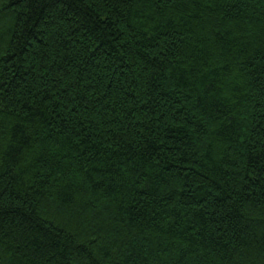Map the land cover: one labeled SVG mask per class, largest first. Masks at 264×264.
<instances>
[{
	"label": "trees",
	"instance_id": "trees-1",
	"mask_svg": "<svg viewBox=\"0 0 264 264\" xmlns=\"http://www.w3.org/2000/svg\"><path fill=\"white\" fill-rule=\"evenodd\" d=\"M0 264H264V0H0Z\"/></svg>",
	"mask_w": 264,
	"mask_h": 264
}]
</instances>
